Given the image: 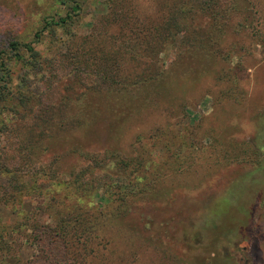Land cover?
Here are the masks:
<instances>
[{
    "label": "rangeland",
    "instance_id": "obj_1",
    "mask_svg": "<svg viewBox=\"0 0 264 264\" xmlns=\"http://www.w3.org/2000/svg\"><path fill=\"white\" fill-rule=\"evenodd\" d=\"M178 1L79 0L69 32L58 27L51 36L45 20L65 16L69 3L0 0L9 87L79 115L58 128L68 116L57 112L29 152L31 119L18 121L13 137L0 134V164L12 158L36 168L42 189L25 176L28 190L16 203L0 190V264L43 263L45 247L31 226L53 223L45 192L55 180L80 169L84 178L98 176L100 205L105 184L126 178L118 162L138 155L162 174L123 215L111 216L112 228L100 232L108 246L91 264H264V0L227 3L217 25L197 10L191 23L201 40L193 43L185 31L158 39L155 29ZM12 39L55 58L56 69L13 60ZM79 61L98 70L106 62L116 82L93 90L96 75H75ZM87 155L104 164L92 169Z\"/></svg>",
    "mask_w": 264,
    "mask_h": 264
},
{
    "label": "trees",
    "instance_id": "obj_2",
    "mask_svg": "<svg viewBox=\"0 0 264 264\" xmlns=\"http://www.w3.org/2000/svg\"><path fill=\"white\" fill-rule=\"evenodd\" d=\"M57 1L59 3H69L70 8L65 16L55 20H45L43 29L49 27L51 36L55 34V29L58 27L69 32L68 22L81 11L79 0ZM231 1L234 0L229 2L227 0H179L173 6V11L170 10L165 21L155 29L158 39L164 40L172 36L174 38L177 34L185 31L187 32L186 40H189L190 43L201 40L198 29H192L191 20L194 19L196 11L206 13L211 23L217 25L220 17H223L227 11V3L230 4ZM232 8H235L234 3ZM40 35V32L36 33L37 40ZM7 48L12 59L22 62L24 66L29 67L28 70L44 68V64L47 62L52 63L53 71L56 69V59L44 58L29 42L12 39L8 42ZM4 53L5 50L0 51V134L13 137L14 125L18 121L31 119L28 123V142L24 145V149L29 152L32 148H36L39 138L46 131L48 119H53L57 112L64 114L63 108L67 105L60 104L54 108L53 104L43 102L41 98L43 94L38 96L31 91L10 88L11 73L6 66ZM68 57L72 59L71 56L68 55ZM96 64H93V68H91L88 63L80 66L79 61V64L73 68L75 69V75L78 77L84 75L86 79L96 75L97 79L94 80L96 83L92 88L93 90L106 87V84H114L116 80H113L112 74L110 75L111 65L107 66L105 62L104 68L98 70L94 68ZM67 66L71 67L70 65ZM44 79L48 81L49 76H45ZM64 110L65 115L68 117H62L59 120L58 128L61 124L72 125L79 118L78 114L74 116L68 114L67 108H64ZM50 127H53V125ZM2 154L4 153L2 152ZM190 154L191 151L188 152L187 156L189 157ZM88 159L94 165L91 167L92 169L104 164V158L98 156L89 155ZM143 159L141 155H138L134 159L128 158L119 161V165L126 173L125 183L121 181L106 183L103 192L98 194L101 204L96 206H94V195L99 193L97 192L98 176L94 178L91 174L90 177L84 178L85 171L80 169L73 173L71 177L64 176L60 180L54 181L53 187L45 192L48 196L47 207L53 223L31 226L34 241L39 240V244L45 247L43 249L44 259L42 264H91L93 254L103 247L107 248L109 240L104 235L102 236L100 232L104 231V228H112L109 222L111 216L114 215L117 218L123 215L129 209L133 198L140 197L143 192L149 191L157 177L162 174L161 167L144 166ZM12 161V158H7L4 163L0 164V190L2 194L11 196L13 203H16V198L28 190L25 176H30L32 180L31 189L39 193L42 192V189L36 183L34 172L36 168L21 169L16 160ZM60 189L64 191L65 197H57ZM65 199H68V201ZM20 227L21 224L17 228ZM20 230L22 231V227ZM5 244L4 237L0 236L2 250H5V246H3ZM193 247H196L195 244H193ZM14 264L31 263H23L17 260ZM36 264H40V262L37 261Z\"/></svg>",
    "mask_w": 264,
    "mask_h": 264
}]
</instances>
